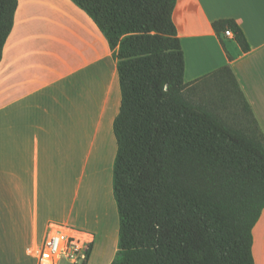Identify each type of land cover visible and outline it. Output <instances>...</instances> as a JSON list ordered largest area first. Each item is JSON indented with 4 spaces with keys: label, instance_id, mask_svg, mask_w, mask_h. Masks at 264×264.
Masks as SVG:
<instances>
[{
    "label": "crops",
    "instance_id": "1",
    "mask_svg": "<svg viewBox=\"0 0 264 264\" xmlns=\"http://www.w3.org/2000/svg\"><path fill=\"white\" fill-rule=\"evenodd\" d=\"M226 18L240 26L248 51L213 29ZM172 21L184 82L228 66L264 137V0H176ZM120 99L115 52L81 8L17 0L0 60V264H37L52 223L92 235L86 264L114 259ZM252 236L254 264H264V208Z\"/></svg>",
    "mask_w": 264,
    "mask_h": 264
},
{
    "label": "trees",
    "instance_id": "2",
    "mask_svg": "<svg viewBox=\"0 0 264 264\" xmlns=\"http://www.w3.org/2000/svg\"><path fill=\"white\" fill-rule=\"evenodd\" d=\"M115 52L120 106L112 192L118 242L109 264H254L252 228L264 208V137L228 66L248 123H226L191 100L172 12L176 0H71ZM17 0H0V60ZM242 52L249 49L232 18Z\"/></svg>",
    "mask_w": 264,
    "mask_h": 264
},
{
    "label": "rangeland",
    "instance_id": "3",
    "mask_svg": "<svg viewBox=\"0 0 264 264\" xmlns=\"http://www.w3.org/2000/svg\"><path fill=\"white\" fill-rule=\"evenodd\" d=\"M186 93L191 100L213 110L231 126L244 129L249 124L239 94L221 74L203 78L189 86Z\"/></svg>",
    "mask_w": 264,
    "mask_h": 264
},
{
    "label": "built area",
    "instance_id": "4",
    "mask_svg": "<svg viewBox=\"0 0 264 264\" xmlns=\"http://www.w3.org/2000/svg\"><path fill=\"white\" fill-rule=\"evenodd\" d=\"M223 33L232 36L229 28ZM48 229L36 250L37 264H86L93 244L91 234L66 230L54 223Z\"/></svg>",
    "mask_w": 264,
    "mask_h": 264
},
{
    "label": "bare ground",
    "instance_id": "5",
    "mask_svg": "<svg viewBox=\"0 0 264 264\" xmlns=\"http://www.w3.org/2000/svg\"><path fill=\"white\" fill-rule=\"evenodd\" d=\"M99 208V207H98ZM101 208V207H100ZM108 212V211H107ZM110 212V211H109ZM107 220H108V218H107ZM108 226V225H107ZM110 226H112V225H110ZM110 229V228H109Z\"/></svg>",
    "mask_w": 264,
    "mask_h": 264
}]
</instances>
